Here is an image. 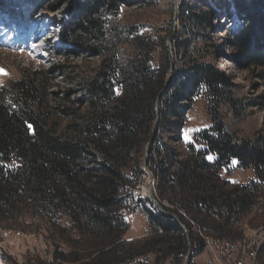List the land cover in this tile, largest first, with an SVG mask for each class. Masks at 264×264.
<instances>
[{
	"label": "trees",
	"instance_id": "trees-1",
	"mask_svg": "<svg viewBox=\"0 0 264 264\" xmlns=\"http://www.w3.org/2000/svg\"><path fill=\"white\" fill-rule=\"evenodd\" d=\"M152 1L74 0L67 8L62 40L104 58L80 83L87 111L73 119L65 133L49 123L42 109L44 93L33 79L22 77L0 86V210L26 201L44 219L65 214L79 234L103 240L97 253L117 254L129 228L123 210L146 159L160 205L146 200L151 207L145 209L148 222L158 234L146 240L147 252L164 254L169 264H182L189 245L191 257L203 251V235L240 238L232 226L255 206L264 184V136L238 138L223 121L222 105L237 113L235 85L225 69L196 53L204 36L200 30L211 27L207 10L201 8L209 6L206 1L179 3L181 30L174 31L170 45L165 39L139 36L129 27L125 34L133 36L131 56L120 54L119 43L107 47L108 17L122 6ZM234 2L241 23L227 40L231 59L262 69L264 77V0ZM199 96L206 100L211 124L195 133L194 141L201 146L189 143V156L184 157L161 133L179 135ZM232 160L239 168L252 169L256 180L229 186L218 173Z\"/></svg>",
	"mask_w": 264,
	"mask_h": 264
},
{
	"label": "rangeland",
	"instance_id": "rangeland-1",
	"mask_svg": "<svg viewBox=\"0 0 264 264\" xmlns=\"http://www.w3.org/2000/svg\"><path fill=\"white\" fill-rule=\"evenodd\" d=\"M39 1L35 6V0H0V86L22 77L33 79L44 93L42 109L48 114L49 123L58 132L65 133L73 119L86 113L80 83L93 74L104 56L91 50L81 51L62 40L61 21L74 0ZM181 1L153 0L145 6H122L116 15L108 17L111 33L107 47L119 43L116 47L120 54L124 58L131 56L133 36L125 34L129 27L137 29L139 36L155 41L165 39L170 45L174 31L181 30L178 11ZM204 1L209 6L201 5V8L207 10L211 27L200 30L204 36L196 44L199 51L196 53L225 69L235 85L233 95L237 100V113L228 105H222L223 121L238 138L254 140L257 135L264 136L262 69L233 61V52L227 44L231 31L241 23L235 0ZM206 109V100L197 97L186 113L180 134L161 133L184 157L189 156V143L196 148L201 146L194 141V135L211 124ZM143 166L144 162L143 174L131 190V198L123 210L129 228L122 238L124 243L119 253H97L96 247L103 241L98 236L79 234L65 214L58 219H44L36 208L23 201L13 208L0 210V264H158L156 261L160 260V264H169L164 254L147 252L146 240L156 239L158 234L152 231L145 211L151 208L147 199L155 203L147 192L150 180ZM218 174L229 186L256 180L252 169L239 168L235 160ZM154 186L153 177L151 194L155 199ZM155 201L160 207L158 200ZM232 228L240 237L235 241L218 240L199 233L206 245L202 252L192 257L190 251L187 264H232L233 257H242L250 250L255 251V256L248 263L264 264V251L261 250L264 245V184L255 206L240 216ZM183 229L186 231L185 227ZM120 258L124 259L122 263H113Z\"/></svg>",
	"mask_w": 264,
	"mask_h": 264
},
{
	"label": "water",
	"instance_id": "water-1",
	"mask_svg": "<svg viewBox=\"0 0 264 264\" xmlns=\"http://www.w3.org/2000/svg\"><path fill=\"white\" fill-rule=\"evenodd\" d=\"M172 67H173V63L171 64V68L170 70L172 71ZM170 77L167 78V80H169ZM151 141L148 142L147 146H146V149H145V158H147V155H148V148H149V145H150ZM144 171L145 173L149 176V185H148V189H149V198L155 203L157 204V202L155 201V199L153 198L151 192H152V185H153V175L151 173V171L149 170V168L147 167V160L145 159L144 161ZM158 205V204H157ZM178 224L184 228L183 224H181V222L178 221ZM188 245H189V241H188ZM190 251H191V247L190 245L188 246V253H187V256H186V260L184 261V264H187V259L189 258L190 256Z\"/></svg>",
	"mask_w": 264,
	"mask_h": 264
},
{
	"label": "built area",
	"instance_id": "built-area-1",
	"mask_svg": "<svg viewBox=\"0 0 264 264\" xmlns=\"http://www.w3.org/2000/svg\"><path fill=\"white\" fill-rule=\"evenodd\" d=\"M255 256V251L250 250L244 252V256L242 257H233L232 258V264H249L248 260L252 259Z\"/></svg>",
	"mask_w": 264,
	"mask_h": 264
},
{
	"label": "bare ground",
	"instance_id": "bare-ground-1",
	"mask_svg": "<svg viewBox=\"0 0 264 264\" xmlns=\"http://www.w3.org/2000/svg\"><path fill=\"white\" fill-rule=\"evenodd\" d=\"M149 185V184H148ZM148 185H147V192H148V195H149V189H148Z\"/></svg>",
	"mask_w": 264,
	"mask_h": 264
},
{
	"label": "snow or ice",
	"instance_id": "snow-or-ice-1",
	"mask_svg": "<svg viewBox=\"0 0 264 264\" xmlns=\"http://www.w3.org/2000/svg\"><path fill=\"white\" fill-rule=\"evenodd\" d=\"M211 159V157H209ZM235 163V162H234Z\"/></svg>",
	"mask_w": 264,
	"mask_h": 264
}]
</instances>
